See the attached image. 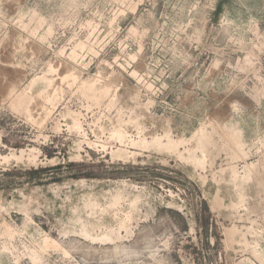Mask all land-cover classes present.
<instances>
[{"label": "rangeland", "instance_id": "1", "mask_svg": "<svg viewBox=\"0 0 264 264\" xmlns=\"http://www.w3.org/2000/svg\"><path fill=\"white\" fill-rule=\"evenodd\" d=\"M0 264H264V0H0Z\"/></svg>", "mask_w": 264, "mask_h": 264}]
</instances>
